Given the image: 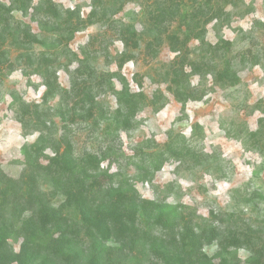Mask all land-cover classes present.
I'll use <instances>...</instances> for the list:
<instances>
[{
	"label": "rangeland",
	"instance_id": "374dc122",
	"mask_svg": "<svg viewBox=\"0 0 264 264\" xmlns=\"http://www.w3.org/2000/svg\"><path fill=\"white\" fill-rule=\"evenodd\" d=\"M46 255L264 264V0H0V264Z\"/></svg>",
	"mask_w": 264,
	"mask_h": 264
},
{
	"label": "trees",
	"instance_id": "16d2710c",
	"mask_svg": "<svg viewBox=\"0 0 264 264\" xmlns=\"http://www.w3.org/2000/svg\"><path fill=\"white\" fill-rule=\"evenodd\" d=\"M23 10H25L26 11V9L25 8H23ZM118 94V100H119V105L120 104H123V105H126V97L128 96V86L123 82V87L121 88V90L117 93ZM88 94H85V97L88 99ZM86 99V100H87ZM85 100V101H86ZM89 104H92V101L90 100L89 102H88ZM121 107V106H120ZM119 110H123V109H120L119 108ZM119 110H118V112H119ZM92 163L94 164V160H92ZM96 167H98V165L96 166ZM69 197H70V194H69ZM82 211H83V213H84V221H85V223H87V224H89L88 225V228H87V230L89 231V235H90V237H91V239L93 240V241H95V244H93V248L94 247H96L97 245H98V243H99V241H98V239H101V240H105V239H108L109 238V234H110V227L108 226V225H103V227L101 228V229H98L99 230V232L100 233H98V232H96L95 230H96V224L95 223H92V215L89 213V210L86 208V207H84L83 209H82ZM42 219L43 220H41V225L45 228V227H48V228H46V229H52V218H51V216L49 215V214H44L43 216H42ZM51 225V226H50ZM126 227H127V225H125ZM95 249V248H94ZM205 257V256H204ZM52 259H51V257H49V256H45L44 257V260H43V263L44 264H52ZM201 261V260H200ZM203 262V261H202ZM42 263V264H43ZM55 264V263H54Z\"/></svg>",
	"mask_w": 264,
	"mask_h": 264
}]
</instances>
